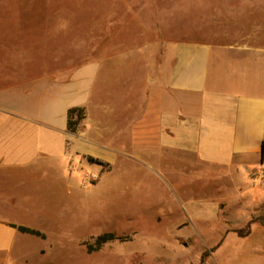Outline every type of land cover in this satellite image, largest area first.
Wrapping results in <instances>:
<instances>
[{
    "label": "crops",
    "instance_id": "1",
    "mask_svg": "<svg viewBox=\"0 0 264 264\" xmlns=\"http://www.w3.org/2000/svg\"><path fill=\"white\" fill-rule=\"evenodd\" d=\"M152 48L137 90L130 75L135 62L115 53L68 74H44L0 87V264H32L28 244L39 238L50 249L57 244L50 240L57 232L42 229L31 215L18 214V206L27 204V212L42 219L56 215L66 196L80 195L75 179L84 154L110 164L128 157L165 179L168 169L192 182L212 176L218 181L222 218L232 219L234 207L248 215L227 230L264 212V49L248 52L166 35L157 36ZM72 107L86 113L76 131L68 128ZM108 129L124 132L123 147L102 140ZM195 162L217 174L196 173ZM169 183L176 203L186 210L172 226L204 218L205 206L190 199L196 195L192 183ZM40 205L47 207L39 210ZM18 225L41 234L22 232ZM245 236L264 245V222L255 220ZM179 238L177 243H185L186 238ZM35 249L46 251L38 245Z\"/></svg>",
    "mask_w": 264,
    "mask_h": 264
},
{
    "label": "rangeland",
    "instance_id": "2",
    "mask_svg": "<svg viewBox=\"0 0 264 264\" xmlns=\"http://www.w3.org/2000/svg\"><path fill=\"white\" fill-rule=\"evenodd\" d=\"M164 35L245 47L248 52L264 49V0H0V87L44 74H68L88 61L95 62L98 56L115 53L135 62L130 75L134 74L137 90L148 71L146 60L153 57L152 43ZM87 129L93 136L91 122ZM109 131L102 140L123 147L124 132ZM194 168L196 173L217 174V169L198 162ZM167 173L165 179L128 157L110 164L84 154L75 179L81 184L80 195L66 196L56 206V215L42 219L29 214L27 204H19L18 214L31 215L42 229L58 233L50 238L57 243L52 249L41 238L29 242V261L264 264L263 243L246 240V236L237 235L236 228L227 230L230 224L241 225L248 215L234 207L232 219L222 218L217 210L215 178L192 182L185 176H173L169 169ZM169 181L178 186L192 183L196 195L190 199L205 206L204 218L184 222L181 228L172 226L186 210L173 198ZM45 207L38 206L39 210ZM256 216L264 222V212L252 214L249 220ZM103 232L122 239L89 251ZM179 237L186 238L185 243H177ZM37 245L46 251L36 252Z\"/></svg>",
    "mask_w": 264,
    "mask_h": 264
},
{
    "label": "trees",
    "instance_id": "3",
    "mask_svg": "<svg viewBox=\"0 0 264 264\" xmlns=\"http://www.w3.org/2000/svg\"><path fill=\"white\" fill-rule=\"evenodd\" d=\"M68 117H69V121H68V128L71 131L76 130V127L79 123V121H81L84 117H85V110L83 107H72L69 109L68 111ZM257 220V216L256 217H252L245 228H236L237 230V235L239 236H245L247 234L250 233L251 231V224ZM18 229L22 232H28V233H34V234H41L38 230L35 229H31L25 226H19L18 225ZM115 238H120L122 239L121 236L116 237L113 233L111 232H103L99 235L96 236L95 240H94V245L89 246V251H93L96 249H99L100 246L104 243V242H108L110 240H113ZM124 238H127L126 236H124Z\"/></svg>",
    "mask_w": 264,
    "mask_h": 264
}]
</instances>
